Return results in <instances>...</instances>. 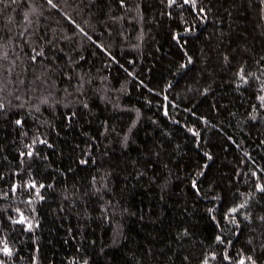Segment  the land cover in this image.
Wrapping results in <instances>:
<instances>
[{
	"label": "trees",
	"instance_id": "trees-1",
	"mask_svg": "<svg viewBox=\"0 0 264 264\" xmlns=\"http://www.w3.org/2000/svg\"><path fill=\"white\" fill-rule=\"evenodd\" d=\"M0 104V264H264V0H3Z\"/></svg>",
	"mask_w": 264,
	"mask_h": 264
},
{
	"label": "snow or ice",
	"instance_id": "snow-or-ice-1",
	"mask_svg": "<svg viewBox=\"0 0 264 264\" xmlns=\"http://www.w3.org/2000/svg\"><path fill=\"white\" fill-rule=\"evenodd\" d=\"M3 0H0V3H2ZM172 2H175V0H172ZM189 0H185V3H188ZM192 2L194 3L195 0H192ZM48 3L49 4H52V0H48ZM53 7H55V5L53 4ZM35 59V57H33V60ZM243 78V77H242ZM3 105L0 104V108H2ZM17 123H19V121H17ZM28 155H31V152L28 153ZM33 188H35V185L33 184L32 185ZM258 190L260 191H264V186H258ZM244 205H241V207H243ZM233 213L237 211V209H232L231 210ZM18 223H24L25 221L23 220V218H21L19 221H17ZM31 227V225H29V228ZM3 253L6 254V255H11V250L5 245V247L2 249ZM240 264H244V261H241Z\"/></svg>",
	"mask_w": 264,
	"mask_h": 264
}]
</instances>
